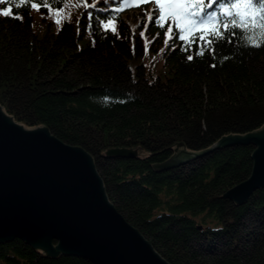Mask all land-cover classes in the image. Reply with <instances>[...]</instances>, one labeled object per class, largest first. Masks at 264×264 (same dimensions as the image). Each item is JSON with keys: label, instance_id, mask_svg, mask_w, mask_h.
Listing matches in <instances>:
<instances>
[{"label": "trees", "instance_id": "trees-1", "mask_svg": "<svg viewBox=\"0 0 264 264\" xmlns=\"http://www.w3.org/2000/svg\"><path fill=\"white\" fill-rule=\"evenodd\" d=\"M3 11L0 98L10 112L92 156L113 204L169 264H264V186L241 203L224 196L250 176L253 144L154 168L177 154L178 141L203 150L264 127V3L238 9L234 40L231 23L225 39L219 21L193 26L181 40L171 20L156 24L154 0H5ZM88 12L110 18L108 31L85 30ZM132 13L140 19L132 22ZM140 144L160 152H103ZM0 264L92 263L13 238L0 241Z\"/></svg>", "mask_w": 264, "mask_h": 264}, {"label": "water", "instance_id": "water-1", "mask_svg": "<svg viewBox=\"0 0 264 264\" xmlns=\"http://www.w3.org/2000/svg\"><path fill=\"white\" fill-rule=\"evenodd\" d=\"M238 142L255 146L250 176L224 192L241 203L264 186V127L227 134L203 150L178 141L171 145L177 154L154 168L167 170ZM103 152L148 158L160 151L140 144L113 145ZM13 238L48 256L75 254L92 264H169L113 204L92 156L48 125L21 120L0 98V241Z\"/></svg>", "mask_w": 264, "mask_h": 264}, {"label": "snow or ice", "instance_id": "snow-or-ice-1", "mask_svg": "<svg viewBox=\"0 0 264 264\" xmlns=\"http://www.w3.org/2000/svg\"><path fill=\"white\" fill-rule=\"evenodd\" d=\"M5 0H0V4H3ZM99 2V0H98ZM104 3H107L108 0H103ZM169 6V11L167 14L165 13V6L162 3V0H154L156 7L159 9V17L156 20V24L160 27H164V22L166 20H171L178 29V35L181 40H185V33L191 29V27L196 25H206L212 22L219 21L223 25V31L226 34L225 39H227V34L229 32V23L232 25L231 35L233 40L236 35V27H237V19L241 17L240 11L238 9L241 6H244L247 10L253 6L254 0H237V2H233V0H198L195 5L184 4L183 7H178L176 5V0H166ZM260 3H264V0H258ZM216 6L213 8V6ZM33 8L36 7L35 4L32 5ZM85 7L95 8L96 4L87 5ZM187 9V10H185ZM219 13V17L217 16ZM9 11H3L0 15L4 17L9 16ZM94 18L91 12L87 13L86 22L84 24V29L87 30L90 27L98 26L100 29H103L105 32L108 31V25L111 23V19L107 17H101L96 19L95 25L93 24ZM151 20L152 17L149 16ZM59 23V21H57ZM81 21L78 20L77 24L80 25ZM184 23L186 26H181ZM243 23V20H241ZM171 26L168 31L171 32ZM144 33H141L143 36ZM214 38L219 37V33H212ZM195 39V37H193ZM200 40H204V36L199 37ZM232 42V41H229ZM259 46V45H255ZM187 47L181 49V51H186ZM189 61L193 59L191 55L187 57Z\"/></svg>", "mask_w": 264, "mask_h": 264}, {"label": "rangeland", "instance_id": "rangeland-1", "mask_svg": "<svg viewBox=\"0 0 264 264\" xmlns=\"http://www.w3.org/2000/svg\"><path fill=\"white\" fill-rule=\"evenodd\" d=\"M131 12H132V11H130L129 14H130ZM131 15H132V16H131ZM131 15H130L131 17L129 18L131 21H132L133 18H135L136 20H139V19H140V16H139L137 13H132ZM128 17H129V16H128ZM131 21H130L129 23H130V25L132 26V22H133V21H132V22H131Z\"/></svg>", "mask_w": 264, "mask_h": 264}]
</instances>
